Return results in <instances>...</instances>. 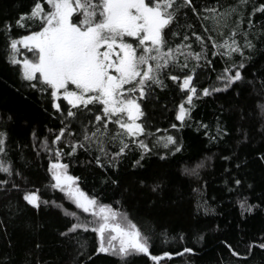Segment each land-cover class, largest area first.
<instances>
[{
  "label": "trees",
  "instance_id": "trees-1",
  "mask_svg": "<svg viewBox=\"0 0 264 264\" xmlns=\"http://www.w3.org/2000/svg\"><path fill=\"white\" fill-rule=\"evenodd\" d=\"M33 3L34 0H0V113H10L13 117L7 125L6 152L0 154V159L9 162L13 169L12 176L0 173V179L9 181V191L0 190V264H22L24 260L31 264H36L37 260L39 264H72L79 250L78 241L87 243L85 254L78 257L85 264H117V258L104 255L93 257L89 262L87 256L95 245V233L79 231L70 234L71 239L62 237L59 233L67 231L75 221L57 208L41 204L36 210L22 199L23 192L37 191L41 200H54L70 211L80 212L63 193L49 186L47 168L56 157L54 151L46 152L41 144L47 140L53 149L51 142L62 126L59 114L50 106L48 111L44 110L47 105L42 106L40 94L23 86L18 66L7 61L8 37L19 38L37 27L28 19L23 21L24 27L16 24L20 15L30 11ZM261 4L264 0H248L246 6L237 7V13L229 21L230 27L235 25L238 15L241 22L235 37L237 42L244 44L246 31L247 39L254 45L252 49H245L248 59L243 84L227 92L209 96L198 94L183 126L175 119V108L182 99L176 82L165 79L167 87L155 89L154 98L145 102L147 130L153 134L146 142H153V137L172 135L182 145L181 152L163 161L156 154L164 151L158 146L150 157H146L144 168L133 169L132 161L139 151L132 145V150L119 160L118 167L109 166L107 161L101 167L95 159L101 153L94 144L88 150L77 148L73 155H67L72 151L69 144L81 139L79 123L71 126L72 136H66L56 144V148L64 153L61 161L68 164L70 175L79 178L78 183L86 193L95 194L103 203L127 213L129 219L150 237L152 255L164 251L173 253L171 259L165 258L160 264H264V249L253 247L251 253L247 252L249 243H264V161L260 159L264 155V134L260 132L261 117L255 109L261 87L260 74L264 73V13L253 12V8H259ZM193 5L198 8V13L182 9L180 26L174 29L180 34L175 37L169 34V43L175 47L187 34L189 40L185 43H190L193 51L200 52V45L191 33L207 35L203 26L211 25L203 19L208 15L204 9L222 10L238 5V0H193ZM249 14L254 27L248 24ZM5 22L11 24L7 35L3 28ZM221 31L227 36L229 29ZM210 34L222 43L221 35ZM222 51L212 49L209 42L205 52L210 64L206 66L203 58L199 62L189 61V68L199 65L194 80L198 90L221 87L216 77L231 62H240L239 54H234L231 60L220 54L212 55V52ZM249 80H254V85L248 84ZM241 110L245 113L243 119ZM172 124L177 128H172ZM218 127L226 129L228 134L218 136ZM110 128L114 130L115 126L110 125ZM241 128L249 136L242 144ZM105 147L109 153L116 152L119 142H110ZM205 157L210 159L200 170L199 178L181 174L183 165L191 167ZM16 172L21 175H15ZM235 178L242 181L239 188L233 183ZM114 179L119 181L118 185L112 184ZM140 179L145 180L146 186H139ZM156 180L163 182V190L153 193L150 186ZM12 183L18 184L19 190L12 188ZM125 188L129 189L127 193ZM240 193L260 207L242 216L237 204ZM201 234L203 240L198 239ZM36 244L40 245L38 249ZM226 244L237 248L241 255L232 256ZM184 247L194 248L195 254L175 255ZM131 264L154 262L139 254L131 259Z\"/></svg>",
  "mask_w": 264,
  "mask_h": 264
},
{
  "label": "snow or ice",
  "instance_id": "snow-or-ice-1",
  "mask_svg": "<svg viewBox=\"0 0 264 264\" xmlns=\"http://www.w3.org/2000/svg\"><path fill=\"white\" fill-rule=\"evenodd\" d=\"M247 3L248 0H238V5H230L222 10L205 8L208 15L203 19L210 22L211 26H203L207 35L195 31L191 33L201 49L195 52L190 43H185L189 40L187 34L175 47L169 43V34L173 37L180 34L174 29L180 26L182 9L188 8L198 13L193 0H34L30 11L20 15L16 24L24 27L23 21L28 19L36 23L37 27L19 38L8 37L7 61L10 65L18 66L23 86L40 94L42 106L47 105L44 110L48 111L50 106L59 114L62 126L51 142L53 145L66 136H72L71 126L79 123L81 139L69 144L72 151L67 155H73L77 148L88 150L94 144L101 153L95 157L97 164L103 167L104 161H107L109 166L115 168L119 160L132 150L131 146L135 145L139 155L132 161V168L142 169L146 157H150L158 146L164 150L163 153H156L163 161L182 150V145L172 135L153 137V142H146L147 137L153 134L147 130L145 102L154 98L155 89L167 87L165 79L176 82L182 94L175 108V119L181 126L189 118L193 99L198 94L209 96L227 92L245 82V62L248 59L245 49H252L254 45L247 39L246 31L244 44L237 42L235 37L241 22L238 15L235 25L230 27L229 21L237 13V7L246 6ZM256 11L264 13V4L259 8L254 7L253 12ZM248 24L254 27L251 14ZM3 28L6 35L10 34L11 24L5 22ZM222 29H229L227 36H223ZM212 32L223 37L222 43L216 41L210 34ZM209 42L212 49H223L222 52H212V55L220 54L231 60L234 54H239L241 59L239 63L231 62L216 77L221 87H202L198 90L194 80L199 65L189 68V61L199 62L203 58L206 66L210 64L205 52ZM21 47L28 53L22 59ZM260 75L261 87L255 109L261 117L260 132L264 134V73ZM247 83L254 85L255 81L249 80ZM236 94L240 95L239 92ZM244 116L241 110V119ZM12 119L10 113H0V154L6 152L7 125ZM110 125H114L115 129L110 128ZM171 127L177 128V125L172 124ZM240 133V143L247 142L248 132L241 128ZM227 134L226 129L218 127V136ZM116 141L119 142L118 151L109 153L105 145ZM42 146L46 152L54 151L56 157L47 168L49 186L63 193L64 198L80 212L70 211L54 200H41L37 191L23 192L22 199L36 210L40 209L41 204L57 208L65 217L75 221L67 231L59 233L62 237L71 239L70 234L79 231L95 233V245L87 256L89 262L101 255L117 258V264H131V259L139 254L148 256L154 264H160L165 258L171 259L173 253L168 251L160 255L151 254L150 237L129 219L127 213L103 203L95 194L86 193L78 183L79 178L69 174L68 164L61 162L60 158L64 155L61 149L53 150L47 140L42 142ZM209 159L205 157L191 167L183 165L181 174L199 178L200 170L207 166ZM260 159L264 161V155ZM0 173L12 176L11 164L0 159ZM15 175L21 173L16 172ZM111 182L119 184L115 179ZM8 183V180L0 179V190L9 191ZM233 183L237 188L242 185L239 178H235ZM138 184L146 186L144 179H140ZM12 188L19 190V185L12 183ZM150 190L153 193L161 192L163 182L154 181ZM128 191L124 189L125 193ZM237 204L242 216L260 207L250 203L249 197L243 193L238 195ZM208 210L206 207L205 211ZM180 239L184 237L181 235ZM198 239L203 240V235ZM78 243L79 250L72 264H85L78 257L85 254L87 243ZM226 246L232 256L241 255L237 248L230 244ZM35 247L38 249L40 245L36 244ZM253 247L264 249V243H249L247 252L251 253ZM185 253L194 255L195 250L184 247L175 255L182 256ZM22 264L31 262L24 260ZM36 264H39L38 260Z\"/></svg>",
  "mask_w": 264,
  "mask_h": 264
},
{
  "label": "rangeland",
  "instance_id": "rangeland-1",
  "mask_svg": "<svg viewBox=\"0 0 264 264\" xmlns=\"http://www.w3.org/2000/svg\"><path fill=\"white\" fill-rule=\"evenodd\" d=\"M21 48L23 49V47H21ZM21 48H20V49H21ZM20 53H21V55H20V58H21V59L23 58L24 55H27V54H28L27 52H25V51L22 52L21 50H20ZM48 144H49V143H48ZM41 145H42V144H41ZM49 145H50V144H49ZM55 149H56V144H55L54 147H53V150H55ZM55 159H56V158H54V159L52 160V162H54ZM61 162H62V161H61Z\"/></svg>",
  "mask_w": 264,
  "mask_h": 264
}]
</instances>
